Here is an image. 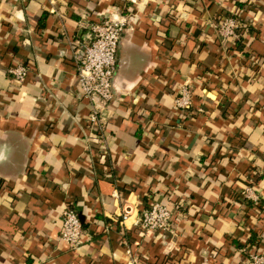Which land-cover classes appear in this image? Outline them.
<instances>
[{
	"label": "crops",
	"instance_id": "0c3cea01",
	"mask_svg": "<svg viewBox=\"0 0 264 264\" xmlns=\"http://www.w3.org/2000/svg\"><path fill=\"white\" fill-rule=\"evenodd\" d=\"M126 13L115 95L91 132L80 22ZM229 13L249 25L235 45L213 26ZM184 82L188 111L173 105ZM154 201L174 207L168 232L118 222ZM67 207L75 248L59 236ZM127 247L137 264L264 253V0H0V264H127Z\"/></svg>",
	"mask_w": 264,
	"mask_h": 264
},
{
	"label": "built area",
	"instance_id": "2783aa9c",
	"mask_svg": "<svg viewBox=\"0 0 264 264\" xmlns=\"http://www.w3.org/2000/svg\"><path fill=\"white\" fill-rule=\"evenodd\" d=\"M134 18L135 16L126 13L117 17H101L98 20L87 18L80 22L87 31V38L82 47L73 54V59L79 93L89 104L86 121L91 132L101 130V115L114 98L118 44L122 33L133 25ZM245 25L246 22L226 14L218 17L213 24L220 38L231 39H237L240 29ZM7 72L16 83H22L28 68L17 64L9 66ZM173 105L182 111L190 110L192 92L188 83H181L177 87ZM248 193L249 188H246L244 194L248 196ZM173 211V205L161 201H154L149 207L141 210L127 206L119 213L118 222L123 226L129 223L131 227H138L144 232H157L162 235L170 230ZM61 218L60 239L70 248L77 247L83 232L77 212L67 207L63 210ZM126 251L129 256L127 264H137V256L129 247ZM244 264H264V253L261 250L247 251Z\"/></svg>",
	"mask_w": 264,
	"mask_h": 264
},
{
	"label": "trees",
	"instance_id": "16d2710c",
	"mask_svg": "<svg viewBox=\"0 0 264 264\" xmlns=\"http://www.w3.org/2000/svg\"><path fill=\"white\" fill-rule=\"evenodd\" d=\"M227 15H232V16L237 17V15L232 14V13H229V14H227ZM237 18H238V17H237ZM238 19H239V18H238ZM239 20H240V19H239ZM248 30H249V25H248V24H246L242 29H240L238 38L233 40L234 45L237 44L238 41L241 40L242 35H243L246 31H248Z\"/></svg>",
	"mask_w": 264,
	"mask_h": 264
}]
</instances>
